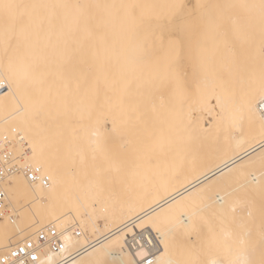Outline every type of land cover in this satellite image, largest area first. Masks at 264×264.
<instances>
[{"label": "bare ground", "instance_id": "1", "mask_svg": "<svg viewBox=\"0 0 264 264\" xmlns=\"http://www.w3.org/2000/svg\"><path fill=\"white\" fill-rule=\"evenodd\" d=\"M172 2L173 0H167L163 6L169 7ZM182 2L181 0L180 3L183 4ZM198 2L202 3V0ZM254 3L251 4L252 7ZM0 4L15 5L8 10L0 7V144L10 145L12 161L21 162L17 165L19 170L16 168L14 172L0 180V190L5 193L7 212L4 215L5 207H0V257L18 243L34 238L40 230L54 227L63 233L69 251H79L72 260L63 264H125L128 260H139L142 264H149L150 261L160 258L168 261L169 264H262L263 252L260 246L264 244L262 242L264 237L261 238L260 244L261 242L263 244L259 247L252 244L251 239L253 235L264 236V219L256 218L257 208H254L252 201L254 196L264 192V42H261L262 39L255 42V38L254 40L251 38L248 47L254 46L256 51L237 48V58H235L237 67L234 68L237 70L236 73L232 69L236 60H232V64L225 62L223 66L229 73L237 74V78L236 75L234 76L237 79L235 96L225 91V85L224 88L222 87L221 82L224 80L221 81L220 78L218 81L220 75L216 73L217 68L215 72L218 76L217 82L214 81L216 74L210 73L212 70L209 66L207 67L209 73L211 76L214 75L213 81L211 77L209 79V75L202 76L203 66L199 65L200 69L197 58L195 60V57H192L194 50L191 49V38L184 35L179 67L176 64L180 57L178 56V59L172 56L175 61L171 59V63L175 64H171L172 68L176 66V70L177 68L181 70L179 72L183 79L181 81L185 82L184 89L182 88L184 92H180L178 96L175 93L179 112L177 114L182 117V123L180 125L177 123L178 139H172L176 141H173L176 144H174L175 153L171 150L174 155H188L200 150L201 143H207L209 152L205 156L201 154L205 157L202 160L193 164L190 162L191 166L172 174L170 172L168 178H161L151 189V194L138 190L131 201L118 202L116 198L115 201L111 200V195L108 194L109 184L102 169L112 149L110 144L116 151V144H119L120 140L130 148L135 138L141 136L146 138L143 137L144 133L140 136L141 132L138 134L133 128L138 125L137 120L134 119L139 118L140 115L144 118L146 116L144 111L150 110L151 114L153 111L151 108L156 104L166 103L164 100H167L165 99L167 96H160L158 94L160 91L156 93L155 76L166 74L169 78V72L175 69L170 70L169 58H165L168 63L158 60L156 57L158 46L155 49L149 44L152 41L150 39H153L158 32L162 34L160 31L154 34V28L158 27L155 25L159 19L157 17L161 16L158 15L159 10H157L159 5L155 0L149 1L148 5L138 3L136 6L132 0L128 3L129 8L125 0H0ZM262 5L264 3L261 2ZM252 7L249 8V12ZM253 8L256 9L257 6ZM227 10L225 9L226 12L229 11ZM204 12L206 14L205 10ZM255 14L258 15L252 10L249 17L253 15L254 17L246 20L257 21L259 17L256 19ZM208 18L207 16L205 20ZM163 19L161 20L167 23ZM235 21L238 20L235 18ZM242 22L244 25L247 23ZM249 25L247 31L252 27L251 23ZM221 26L223 28V25ZM221 26L219 25V28ZM258 26L263 28L262 24ZM237 29L240 30L239 27ZM258 31L257 34L260 33ZM166 34L164 35L167 38ZM196 34H199V31ZM178 36L173 39L181 38ZM169 38L172 39L170 34ZM196 38L194 37V40ZM243 38L240 37L239 45L243 42L241 40ZM206 39L208 40L207 37ZM233 39L231 41L234 42ZM167 41L165 40L164 44ZM179 43L174 42L177 46ZM161 46L163 48V45ZM165 46L167 48V45ZM180 46L177 47L178 50H182ZM226 46H229V43L224 45ZM171 47L169 51L163 52L169 54ZM172 48L174 50L176 47ZM223 50L227 49L223 48ZM159 52L162 53L158 50ZM180 52L178 51L179 54ZM232 55L236 56V54ZM159 57L161 58L162 55ZM211 57L208 56V59H212ZM206 60L207 58L205 63L208 62ZM222 62L220 64H223ZM201 64L204 65V61ZM176 70L175 72H178ZM221 72L223 70L219 74ZM222 75L225 77V74H221V77ZM181 78L179 77L178 80L180 81ZM202 78L208 83H204ZM161 80V83L164 82ZM167 80L165 79L171 87L172 85H169L171 82L168 83ZM229 80L231 81L230 78ZM172 81L176 84L177 80L174 78ZM165 85L164 88L167 89ZM157 87L156 89L161 86ZM171 93L172 91L168 96ZM172 99L174 101V98ZM165 105L162 106L168 110L170 104L168 107ZM145 106H148V109ZM143 107L144 111L141 109ZM85 109H88L87 115L90 119L84 117L85 114L82 112L85 113ZM125 116L134 120L135 124H131V127L139 136L128 127L129 122H126L127 126L125 125L123 121ZM104 117L106 121H103ZM130 119L127 120L131 121ZM140 119L138 120L142 122L143 120ZM151 122L154 123L155 120ZM164 122L162 124L166 125L167 123ZM141 125L139 128L147 126ZM150 126H147V133L145 127H142L147 136L152 134L149 131ZM142 128L138 131L143 130ZM164 129L167 128H163V132ZM151 131H155L153 133L156 137V128ZM121 134L123 137H119ZM154 135L152 134L153 138H146L145 143L155 141L154 139L157 138ZM164 139L163 137V141ZM202 151L204 153L206 148ZM25 161L29 165L25 164ZM161 163L162 161L159 164ZM164 163L167 165L166 159ZM27 168L38 169L40 176L47 179V182L30 181L25 174ZM165 170L166 168L163 169L164 172ZM166 173L165 175H168ZM226 187L228 188L225 189ZM95 210L98 215H95ZM83 214L87 217L85 226L81 224L84 219ZM135 235L142 236L143 241L140 240V244L132 248L130 239ZM155 235L159 240L158 245L154 241ZM58 259L56 254L46 251L42 253L39 264H57Z\"/></svg>", "mask_w": 264, "mask_h": 264}, {"label": "rangeland", "instance_id": "2", "mask_svg": "<svg viewBox=\"0 0 264 264\" xmlns=\"http://www.w3.org/2000/svg\"><path fill=\"white\" fill-rule=\"evenodd\" d=\"M126 2H127V8H129V4L128 3H130V1H132V0H125ZM145 1V2H144ZM149 1L151 2V1H154V0H133V2H135V6L138 4V3H142V4H144V5H148L149 4ZM183 2V4L185 5V8L182 10V19L184 20V18H185V16H186V20H184L183 21V24H182V26H180V29H179V27L177 28V26H176V24H177V21H176V19H175V16H174V14L177 12V10H176V5L177 4H181L180 2H181V0H173V2L169 5V7L168 6H163L164 5V3L165 2H167V0H155V2L159 5L158 6V8H157V10H159V16L160 17H157V19H154V20H157L158 22L159 21H161V23L159 22V24H158V22L155 24L156 26H158V27H156V28H154L155 29V33L154 34H156L157 33V31H160L162 34H160L159 32L153 37V39H150V40H152L149 44H150V46H151V48H153V46H154V48L156 49V46H158V50L159 51H161L162 53H158V50H157V59L159 60H161V62L163 61H166V63H168L167 62V59H165V58H169L168 60H170V64H168V65H170L169 66V68H170V70L171 69H173V68H175V69H173V70H171V72H172V74H171V72H169V75H168V77L170 78L171 76H173V77H171L170 78V80H169V78H167V76H166V74H156V76H155V80L154 81H156V84H154V86H155V90H156V93L158 92V91H160V92H158V94L160 95V96H167V97H165V99L167 98V100H164V98L162 97V100H164V101H166V103H159V104H156V106H154V108H151V109H153V111H151V114H150V110L147 112V111H144V107L143 108H141L145 113H143L142 114V116H144V114L146 115V116H144V118H146L147 119V123H146V119L144 120V118H142L141 117V115H140V117H141V119H140V117L139 118H135L134 120H137L136 121V124H137V122H138V125L137 126H133V128H135L136 130H137V133L138 132H141V134H139L140 136L141 135H143L142 133H144L145 135H143V137H146V138H150V137H152V134L154 135V133L153 132H155V131H151V130H155V128H156V137H155V135H154V137L155 138H157V139H154L155 141H151V142H149L148 141V143H145L146 141V138H142V136L141 137H139V138H135V140H134V142H133V145L132 146H130V148L126 145V144H124L123 142H122V140H120V143L119 144H116L117 145V149H116V151H114V147H113V145H111L110 144V146L112 147V149H111V152L108 154V156H107V159H106V163H104V165H103V171H105V174H106V178H107V184H109V188H108V194L109 195H111V197L110 198H112L111 200H114L115 201V199L114 198H116L117 199V201L118 202H122L123 200H127V201H131L132 200V197L135 195V192H138V190H141V192H147V193H149V194H151L152 193V188L154 187V186H156L157 184H158V182H159V180L162 178H165V177H170V175L172 174V173H175L177 170H180V169H185L186 167H188V166H191L192 164H193V162H196V161H200V160H202V158H205L204 156L206 155V154H208V152H209V144H207V143H201L200 145V147L202 148H200V150H198V151H195V152H193V154H191V153H189L188 155H186V154H183V155H177V154H175L174 155V153H175V143H173V141L174 142H176L175 140H172V139H174V138H176V139H178V132H179V125L182 123V121H181V116H179V114H177V113H179L178 111H177V107H178V105L176 104L177 103V97L176 96H178L179 95V93L180 92H184V90H182V88L184 89V84H185V82L184 81H181V80H183L182 78H181V75L179 74V72L181 71V70H179V68H177V70H176V66L177 67H179V62H181L180 60H181V55H182V52H183V45H184V35H186V37L187 36H190V42H191V49L192 50H194V54L192 53V57L194 58L195 57V60H196V58H197V64L198 63H200V64H198V67H199V65H201V67L203 66V68L201 69L200 67V69L202 70V72H203V75L202 76H207V75H209V79H211L216 73H218V75H220L219 76V79L217 78L218 76H217V74L214 76V81L215 82H217V79H218V81H220V78L222 79L221 81H223V82H221V85H222V87L224 88V85L227 87H225V91H228L230 94L231 93H233L234 95L237 93L236 91H237V85H235V83L237 84V74H234L233 75V73L232 72H230V73H232V74H230L229 72H228V70H224V68H223V66H224V64H225V62H227L228 64H232V60H236L235 58H237V48H238V50H251V52H253L254 50H255V47L254 46H252V48L251 47H248L249 46V43H250V41H252L251 40V38L254 40V38H255V42L256 41H260L261 39V42H264V37H262V36H264V18H261V17H264V15H262V13L264 14V8H262V7H264V5H262L261 6V2H262V4L264 3V0H258V1H253V0H238L237 2L235 1V0H212L213 1V3H212V1H209V0H202V3H199L197 0H182ZM188 1V2H187ZM203 1H204V4H203ZM207 1H208V3H209V7L210 6H212V8L210 7H207ZM222 1V2H221ZM232 1H234V2H232ZM243 1V2H242ZM144 2V3H143ZM187 2V3H186ZM194 3V4H192V3ZM219 2H221V3H219ZM229 2V3H228ZM230 2H232V3H230ZM246 2H247V4L250 6V7H252V3H254V2H257V3H254V6H255V8H256V6H257V8L256 9H254L253 7V9L251 8V12H252V10H253V12H257L258 13V15L259 14H261L262 16L260 17V16H258V15H256L255 17H256V19L259 17V18H261V19H257V21H254L253 19H248V20H246L247 18H253L254 17V15L253 16H251V17H249V13H250V15H251V12H249L250 11V7L249 6H247V4H246ZM252 2V3H251ZM197 3H199V4H197ZM210 3H211V5H210ZM236 3V4H235ZM251 3V4H250ZM220 4H222V5H220ZM234 4V5H233ZM240 4V5H239ZM242 4V5H241ZM246 4V5H245ZM257 4V5H256ZM258 4H260V5H258ZM192 5V6H191ZM196 5V6H195ZM199 5V6H198ZM206 5V6H205ZM219 5V6H218ZM230 5V6H229ZM239 5V6H238ZM134 6V7H135ZM202 6V7H201ZM223 6V7H222ZM225 6V7H224ZM232 6H234V7H232ZM243 6V7H242ZM215 7V8H214ZM219 7V8H218ZM238 7V8H237ZM240 7L242 8V9H240ZM168 8V9H167ZM213 8L215 9V10H213ZM228 8H230V10L228 9ZM232 8V9H231ZM247 8V9H246ZM206 11V14H205V12L203 13V11L204 10ZM210 9H211V12H210ZM225 9L228 11V12H226L225 11ZM237 9H238V11H237ZM245 9V10H244ZM151 10H156V9H151ZM169 11V12H167V11ZM203 10V11H202ZM220 12H219V11ZM249 10V11H248ZM173 13H172V12ZM214 13H213V12ZM153 12V11H152ZM203 14H202V13ZM210 12V13H209ZM215 12H217V14L215 13ZM232 12V13H231ZM234 12V13H233ZM237 12H238V14H237ZM249 12V13H248ZM162 13V14H161ZM212 13H213V15H212ZM223 13V14H222ZM167 14V15H166ZM169 14V15H168ZM173 14V15H172ZM208 14H210V15H208ZM229 14V15H228ZM233 14V15H232ZM252 14H254V13H252ZM164 15V16H163ZM171 15V16H170ZM191 15V16H190ZM217 17H216V16ZM232 15V16H231ZM166 16V17H165ZM174 16V17H173ZM209 17L207 20H205V18L206 17ZM221 16V17H220ZM235 16V17H234ZM237 16H239L240 17V19H238L239 17H237ZM163 17H165L164 19H163ZM168 17V18H167ZM169 17H171V18H173V20L172 19H170ZM215 17V18H214ZM226 17V18H225ZM220 18V19H219ZM232 18V20H233V22H232V20H229V19H231ZM235 18H236V20H238V21H235ZM153 19V18H152ZM161 19H163V20H166L167 21V23H165L164 21H162ZM212 19V20H211ZM222 19V20H221ZM154 20H153V22H154ZM172 20V21H171ZM202 20H203V23H202ZM217 20V21H216ZM218 20H221V21H218ZM224 20H228V21H225V22H227V23H225L224 22ZM251 22H250V21ZM262 20V21H261ZM210 23H209V22ZM213 21H215V22H213ZM242 21H244V23L245 22H247V23H245V25L243 24V22ZM259 21H260V23H259ZM164 22V23H163ZM173 22V23H172ZM207 22V23H206ZM220 22V23H219ZM236 22V23H235ZM242 22V23H241ZM255 22V23H257L256 24V26H255V23H254V25H252L253 23ZM262 22V23H261ZM170 23V24H169ZM202 23V24H201ZM205 23V24H204ZM213 23V24H212ZM218 23V24H217ZM223 23H225V25L223 24ZM229 23V24H228ZM233 23V24H232ZM249 23H251V25H252V27H254L255 26V28H249L248 29V31H247V26L249 27L250 25H249ZM163 24H164V26L165 25H167V26H163ZM171 24H173V25H171ZM199 24H201V27H200V25ZM206 25V26H204V25ZM209 24V25H208ZM211 24H212V26H211ZM228 24V25H227ZM242 24V25H241ZM262 24V29H263V32H262V29H261V27L260 26H258V25H261ZM160 25V26H159ZM204 27H203V26ZM219 25L221 26V25H223V28H222V26L220 27V28H222V29H220L219 28ZM232 25H235V26H232ZM244 25V26H243ZM170 26V27H169ZM174 26V27H173ZM215 26H217V27H215ZM171 28V29H167V28ZM176 27V28H175ZM200 27V28H199ZM203 27V28H202ZM205 27H206V29H205ZM211 27V29H213V30H211V29H207V28H210ZM213 27V28H212ZM232 27V28H231ZM237 27H239L240 28V30H238L237 29ZM174 28V29H173ZM202 28V29H201ZM220 30V32H219V30ZM231 28V29H230ZM182 29V30H181ZM233 29V30H232ZM237 29V30H236ZM251 29V30H250ZM259 29H261L260 31H258ZM167 30H168V32H169V30L170 31H172V32H167ZM175 30V31H174ZM181 30V31H180ZM203 30V31H202ZM247 32H246V31ZM163 31V32H162ZM198 31H199V34H196V33H198ZM212 31H214V32H212ZM218 31V32H217ZM227 31H229V33H227ZM253 31V32H252ZM257 31L258 32H260L259 34H257ZM178 32V33H177ZM212 32V33H211ZM218 33V34H216V33ZM223 32V33H222ZM240 33V34H238V33ZM243 32H245L244 33V35L242 34ZM166 33H168V36H167V34ZM175 33H177V34H179V36H181V38L177 35V34H175ZM180 33H182V34H180ZM185 33V34H184ZM214 33H215V35H214ZM234 33V34H233ZM236 33H237V35H236ZM164 34H166V36H167V38L165 37V35ZM169 34L172 36V39L170 40V38H169ZM205 34V35H204ZM229 34L231 35V36H229ZM252 34V35H251ZM257 34V35H256ZM262 34V35H261ZM160 35V37H158ZM164 35V36H163ZM176 35V36H175ZM194 35V36H193ZM195 35H197V36H195ZM199 35H200V37H199ZM210 35V36H209ZM222 35V36H221ZM246 35H248V36H246ZM162 36L164 37V38H162ZM177 36L179 37V39H177V40H175L176 38H177ZM217 37V38H214V37ZM236 36V37H235ZM239 36V37H238ZM194 37H197L196 38V40H194ZM201 37H203L205 40H206V42L204 43V39L203 38H201ZM206 37L208 38V40L206 39ZM214 38V39H211V38ZM220 37V38H219ZM226 37V38H225ZM240 37L242 38V37H244L243 39H241V40H243V42H241L240 43V45H239V39H240ZM250 39V40H247L248 38ZM260 37V39H258ZM169 38V43H168V41H167V39ZM173 38H175V39H173ZM200 38V39H199ZM210 38V39H209ZM231 38V39H230ZM232 38H234L233 40H235L234 42L233 41H231L232 40ZM247 38V39H246ZM157 41L156 43H155V40ZM160 39V40H159ZM167 41V42H165V44H164V41L165 40ZM203 39V40H202ZM218 39V40H217ZM220 39H222V40H220ZM226 41H225V40ZM161 40H163V42L161 41ZM175 40V41H174ZM201 40H202V42L205 44H203V43H201ZM238 40V41H237ZM244 40H246V41H244ZM159 41V42H158ZM178 41V42H177ZM179 41H180V43H179ZM182 41V42H181ZM193 41H195V43H197V44H195L196 46L198 45V47H196V46H194L195 48H193ZM207 41H208V44H206L207 43ZM218 41H219V43H218ZM221 41V42H220ZM237 41V42H236ZM174 42L177 44V43H179V45L178 46H180L181 48H182V50L180 49V50H178V46L176 45V44H174ZM211 42V43H210ZM229 43V46H226V47H224V45L225 44H227L228 45V43ZM246 42V44H244ZM159 43V44H158ZM172 43H173V45L176 47V48H174V50H172L173 48L172 47H174L173 45H172ZM234 43H236L235 45H233ZM157 44V45H156ZM217 44V45H216ZM231 44H232V46H231ZM242 44H244L243 46H242ZM161 45H163V48H162V46ZM165 45H167V48H166V46ZM172 46L171 48H170V55H171V58H170V55L166 52H163V51H169V47L170 46ZM201 45V46H200ZM211 45V46H210ZM161 46V48H159ZM207 46V47H206ZM219 46V47H218ZM235 46V47H234ZM238 46V47H237ZM256 46V45H255ZM201 47V48H200ZM210 47V48H209ZM220 47H222V48H220ZM254 47V48H253ZM257 47V46H256ZM203 48V50H201ZM205 48V49H204ZM212 48V50L210 51V49ZM220 48V49H219ZM223 48L224 49H227V50H223ZM232 48V49H231ZM234 48V49H233ZM235 48H236V50H235ZM240 48H242V49H240ZM258 48V47H257ZM155 49H152V50H155ZM162 49V50H161ZM176 49L180 52V54L178 53V51L177 52H175L174 54L172 53V51L174 52V51H176ZM214 49H216V50H214ZM263 49V48H262ZM201 50V51H200ZM206 50H208V52L210 53V52H214V53H210V54H208V52H206ZM214 50V51H213ZM223 50V51H222ZM231 50V51H230ZM232 50H234V51H232ZM219 53L218 55L216 54L217 52ZM222 52V53H220V52ZM228 51V52H227ZM256 51V50H255ZM154 52H156V50L154 51ZM201 54H200V53ZM234 52V53H233ZM172 53V54H171ZM196 53V54H195ZM225 53V54H224ZM229 53H231V54H229ZM162 55V57H163V59H162V57L160 58L159 56H161ZM166 54V55H165ZM178 54V55H177ZM198 54L200 55V56H198ZM221 54V55H220ZM222 54H223V56H222ZM232 54H236V56L235 55H232ZM159 55V56H158ZM164 55V56H163ZM194 55V56H193ZM211 55H212V57H211ZM220 55V56H219ZM227 55V56H226ZM166 56V57H165ZM172 56H176V57H180V59H179V57H178V59H179V61H177L178 63L176 64V66L175 67H173L172 68V66L173 65H175V64H173V62L171 63V59H173L174 61H175V58H173ZM203 56H205V57H203ZM208 56L209 57H211L212 59H208ZM216 56H218V57H216ZM224 56H226V57H224ZM231 56V57H230ZM233 56V57H232ZM255 56H257V55H255ZM159 57V58H158ZM200 57H202V59L200 58ZM207 58V60H206V62L207 63H205V59ZM216 58L217 59H219V60H216ZM220 58H222V59H220ZM232 58V59H231ZM178 59H176V60H178ZM199 60V61H198ZM209 60H212L211 62L209 61ZM216 60V61H215ZM222 60L224 61V62H222ZM230 62H229V61ZM195 61V62H196ZM204 61V65L203 64H201L202 62ZM216 62H217V64H219V65H217L216 64ZM223 63V64H220V63ZM236 62V64H234L233 66H235V67H233L232 69H233V71H235V73L237 72V70L235 69L234 70V68H236L237 67V60L235 61ZM235 62H233V63H235ZM176 63V62H175ZM215 63V64H214ZM226 63V64H227ZM162 64V63H161ZM171 64H173L172 66H171ZM209 64V65H208ZM212 66H211V65ZM215 65H216V67H215ZM206 66V67H205ZM210 67V70H212L211 72H210V70L208 69L209 67ZM206 68V71H208V72H204V69ZM208 67V68H207ZM213 67V68H212ZM219 67V68H218ZM216 68L218 69L217 70V72H216ZM199 69V71L201 72V70ZM175 70L176 71H178V72H175ZM223 70V72H221V74H225V77H224V75H222V77H221V74H219L220 73V71H222ZM225 71H227V73L225 72ZM174 72L177 74V76H176V74L174 75ZM200 72H199V74H200ZM201 72V73H202ZM214 74V75H212L211 76V74ZM216 72V73H215ZM170 74H171V76H170ZM229 75V77H227L228 75ZM88 75H90V74H88ZM161 75V76H160ZM165 75V76H164ZM236 75V76H235ZM175 76V77H174ZM231 76V77H230ZM236 78H235V77ZM161 77H164V78H161ZM166 77V78H165ZM180 77L181 79H180V81L178 80V78ZM211 77V78H210ZM232 77H234L233 79H232ZM157 78H160V80L162 79V80H164V82L162 81V83L160 82V80L159 79H157ZM173 78V79H172ZM174 78H175V80H177V81H175V83L178 85V87H177V85L176 84H173V81L172 80H174ZM204 78H206V79H208L207 77H204ZM204 78H202V81H205L204 83H208V82H211L209 79L207 80L208 82H206V79H204ZM229 78L231 79V81L229 80ZM165 79L168 81V83H170L169 85L171 86V87H169L168 86V84H167V82L165 81ZM172 79V80H171ZM204 79V80H203ZM158 81V82H157ZM212 81H213V78H212ZM230 81V82H229ZM178 82V83H177ZM179 82H180V84H179ZM184 82V83H183ZM159 83V84H158ZM166 84V85H165ZM164 85H165V87L167 88V89H165L164 88ZM180 85H182V86H180ZM234 85V86H233ZM159 86H161L160 88H158ZM162 86H163V88H162ZM178 88H176V87ZM236 86V87H235ZM156 87L159 89H156ZM207 87V86H206ZM170 88V89H169ZM175 90H174V89ZM174 90V93H173V90ZM182 91H181V90ZM232 89V90H231ZM234 90V91H233ZM170 91H172V93H171V95H169L168 96V94L170 93ZM167 92V93H166ZM178 92V93H177ZM235 92V93H234ZM163 93V94H162ZM177 95H176V94ZM232 94V96L235 98V96ZM172 95H173V97H172ZM176 95V96H175ZM176 98H175V97ZM171 97V98H170ZM169 98V99H168ZM172 98H174V101H173V99ZM168 100H171L170 102L168 101ZM144 103V102H143ZM170 104L169 105V107H168V104ZM174 103V104H173ZM161 104V105H160ZM166 104V105H165ZM145 105V104H144ZM158 105V106H157ZM162 105H165V106H167L168 107V110H166L167 108L165 107V109H164V107L162 106ZM172 105H174L173 107H172ZM160 106H162L161 108H160ZM177 106V107H176ZM146 108L148 107V106H145ZM156 107V108H155ZM160 108V109H159ZM140 109V110H141ZM148 109V108H147ZM155 109V110H154ZM158 109V110H157ZM176 109V110H175ZM94 110V109H93ZM163 110H166V112H164ZM87 111H88V109H85V113L84 112H82L83 114H85V116L84 117H88L89 118V116L87 115ZM115 111H117L118 112V110H115ZM142 111V112H143ZM158 111V112H157ZM167 111H170V112H167ZM141 112V113H142ZM154 112H156L155 113V115L153 114ZM162 112V114L160 115V113ZM140 113V114H141ZM148 113V114H147ZM183 113V112H182ZM150 114V115H149ZM168 115V116H166V115ZM158 115V116H157ZM163 115V116H162ZM170 115V116H169ZM151 116L153 117V118H151ZM157 116V117H156ZM176 116V117H175ZM126 117V116H125ZM125 117H124V119H123V121L125 122V125H126V122H129L128 123V127L130 128V129H132V131H134L135 132V134H137L136 133V130H133V128L131 127V124L133 125V124H135V123H133L134 122V120L131 118L130 119V117L128 118V117H126V119H125ZM148 117V118H147ZM159 117V118H158ZM164 117V118H163ZM167 117L169 118V119H167ZM166 118V119H165ZM176 120V121H179L180 120V122H176L174 119ZM90 119V118H89ZM127 119H130L131 121H132V123H131V121H128ZM138 119H140V120H143L142 122L141 121H139ZM149 119V120H148ZM159 119V121H157ZM161 119H162V121H161ZM127 120V121H126ZM153 120H155V122L157 121L158 122V124H157V122L155 123H153V122H151V121H153ZM171 120V121H170ZM103 121H106V117H104V119H103ZM165 121V122H164ZM167 121H169V122H167ZM174 121V122H173ZM139 122H141V124L144 122V124H142V125H147V126H150V123H152V127L150 126V128H152V129H150L149 128V131L152 133V134H150V136H147L146 135V133L148 132L147 130H148V127L146 128L145 126H142L141 124H139ZM150 122V123H149ZM162 122H164V123H167L166 125H164V124H162ZM149 123V124H148ZM161 123V124H160ZM171 123H172V127H171ZM177 123H179V125L177 124ZM108 124V123H107ZM106 124V126L108 127L109 126V124L107 125ZM154 124V125H153ZM170 126H169V125ZM140 125L142 126V127H145V131H146V133L144 132V129L143 130H140V131H138L139 129H141V128H139L140 127ZM157 127H156V126ZM170 127H168V126ZM127 126V125H126ZM155 126V127H154ZM159 126V127H158ZM160 126H162L161 128H160ZM164 126H166V127H164ZM173 126H174V128H173ZM138 127V128H137ZM154 127V128H153ZM163 128H167V129H164L165 131L163 132ZM172 128V129H171ZM158 129H159V131L161 132H159L158 131ZM162 129V130H161ZM168 129H170V131L168 130ZM173 130V131H172ZM157 131H158V133H157ZM149 132V133H150ZM167 132H168V134H167ZM171 133H173L172 135H174L173 136V138H172V135H171ZM137 134V136H139ZM158 134V135H157ZM164 134V135H163ZM167 134V135H166ZM159 135H161V136H159ZM136 136V137H137ZM119 137H123V134H121ZM163 137L166 139H164V141H165V144H164V141H163ZM167 137V138H166ZM140 138H141V140H142V142H141V140H140ZM153 138V137H152ZM158 138H161V139H158ZM152 140V139H151ZM157 141H159V142H157ZM166 141H168V142H166ZM169 141H171V142H169ZM143 142H144V144H143ZM161 142V143H160ZM159 143L161 144V145H159ZM114 144V143H113ZM169 144V145H168ZM175 144V145H174ZM173 147H172V146ZM202 145H204L203 147H202ZM169 146H171V147H169ZM207 146V147H206ZM109 148V147H108ZM158 148V149H157ZM161 148V149H160ZM204 148V149H203ZM205 148H206V151L203 153V151L202 150H205ZM160 149V150H159ZM167 149V150H166ZM174 151V153H173V151ZM208 149V150H207ZM8 150H10V145L8 146ZM76 150V149H75ZM77 150H78V146H77ZM162 150V152H160ZM165 150V151H164ZM79 151V150H78ZM159 151V152H158ZM168 151V152H167ZM170 151V152H169ZM201 151H202V153H201ZM157 152V153H156ZM164 152V153H163ZM159 153V154H158ZM160 153H161V155H160ZM200 153V154H199ZM156 154H158L157 156H156ZM165 156H164V155ZM201 154H204V156L203 155H201ZM156 157H155V156ZM173 155V156H172ZM186 155V156H185ZM198 155H199V157H198ZM149 156V157H148ZM154 156V157H153ZM165 158H164V157ZM188 156V157H187ZM143 157H145V158H143ZM153 157V158H152ZM158 157H160L159 159H158ZM181 157H183V158H181ZM185 157V158H184ZM190 157H191V159H192V161H187V159H189V160H191L190 159ZM194 157V158H193ZM149 159V161L147 160V159ZM164 159V161H163V159ZM168 158H169V160H168ZM178 159V161H177V159ZM187 158V159H186ZM196 158H197V160H196ZM199 158V159H198ZM143 159V160H142ZM165 159H166V162H168L167 163V165H166V163H164L165 162ZM174 161H173V160ZM181 159V160H180ZM186 159V160H185ZM195 159V160H194ZM157 160H159L158 162L160 163L161 161H162V163H161V165L157 162ZM170 160H172V161H170ZM183 160H184V164H183ZM170 161V162H169ZM180 161H182V162H180ZM26 162V161H25ZM155 162H157V163H155ZM180 162V163H179ZM185 162H186V164H185ZM188 162V163H187ZM190 162H192V164L190 163ZM18 163H21V162H18ZM18 163H16L17 165H19ZM177 165H176V164ZM182 163V164H181ZM25 164H28L29 165V163H25ZM24 164V165H25ZM156 166H155V165ZM164 166H163V165ZM170 164V165H169ZM180 166H179V165ZM263 164V163H262ZM262 164H260L261 166H262ZM132 165H134L133 167H136L137 165V167L136 168H133L132 167ZM136 165V166H135ZM160 165V166H159ZM168 165H169V167H168ZM175 165V166H174ZM181 165H183L182 167H184V168H182L181 167ZM260 165H259V167H260ZM264 165V164H263ZM31 166V165H30ZM162 166L164 167L163 169H165L166 168V170H165V172L163 171V169H162ZM165 166H167V167H165ZM171 166H173L172 168H171ZM161 167V168H160ZM177 167V168H176ZM179 167V168H178ZM160 168V169H159ZM171 169H172V171H171ZM163 171V172H162ZM167 172V173H166ZM170 172H171V174H170ZM163 173V174H162ZM165 173L166 174H168V175H165ZM162 175H164V177L162 176ZM238 183V182H237ZM230 185V184H229ZM228 185V186H229ZM219 186V185H218ZM214 187V186H213ZM212 187V188H213ZM230 187V186H229ZM211 188V189H212ZM217 188V187H216ZM215 188V189H216ZM218 188H220V187H218ZM217 188V189H218ZM228 187H226L225 189H227ZM221 189H223L222 188V186H221ZM220 189V190H221ZM224 189V190H225ZM217 192L219 191V190H216ZM216 191H215V193H216ZM223 191V190H222ZM210 192V191H209ZM213 193V192H212ZM257 197H259V198H257ZM256 199V200H255ZM252 201H253V205H255L254 206V208L256 209V214H255V216H256V218L258 217L259 219L261 218V219H264V192H262V193H260L259 195H257V196H254L253 198H252ZM261 206H262V208H261ZM260 207V208H259ZM260 209V210H259ZM258 210V211H257ZM261 211V212H260ZM259 212V213H258ZM85 214V213H84ZM83 214V216H84V219H83V221L81 222V224L83 225V226H85L84 224H85V222L87 221V217H86V215H84ZM95 215H98V212L95 210ZM263 237L264 236H260V235H253V237L251 238L252 239V244H254L255 246H260L261 244H263L262 242H264L263 240ZM90 239L92 238L91 236L89 237ZM263 240H262V239ZM260 240H262V242H261V244H260ZM259 243V244H258ZM264 244H263V246H260V248L262 249V258H263V262H264ZM191 254V253H190Z\"/></svg>", "mask_w": 264, "mask_h": 264}, {"label": "built area", "instance_id": "3", "mask_svg": "<svg viewBox=\"0 0 264 264\" xmlns=\"http://www.w3.org/2000/svg\"><path fill=\"white\" fill-rule=\"evenodd\" d=\"M264 110V108H263ZM19 170L16 162L12 161V155L8 150V145L0 144V180L4 179L8 174ZM25 174L30 181L43 180L47 182L43 176H40L38 169H25ZM0 207L4 208L3 214H7L5 206V193L0 190ZM143 241L142 236L135 235L130 239V246ZM154 241L158 245V238L155 235ZM87 248V246H86ZM51 252L59 257L57 264H63L72 260L79 251H69L65 242L63 233L54 227H46L34 236V238L26 239L21 243L11 247L8 252L0 257V264H39L42 253Z\"/></svg>", "mask_w": 264, "mask_h": 264}, {"label": "snow or ice", "instance_id": "4", "mask_svg": "<svg viewBox=\"0 0 264 264\" xmlns=\"http://www.w3.org/2000/svg\"><path fill=\"white\" fill-rule=\"evenodd\" d=\"M0 7H3L5 10L11 9L15 7V5L12 4H0ZM177 12L174 14L175 19L177 21L176 26L180 27L183 24V19H182V10L184 9L185 5L183 4H177L176 6ZM167 247V245H166ZM142 255V254H141ZM125 264H142V261L139 260H128L125 262ZM149 264H169L168 261H165L163 258H160L156 261H150ZM264 264V262H262Z\"/></svg>", "mask_w": 264, "mask_h": 264}]
</instances>
